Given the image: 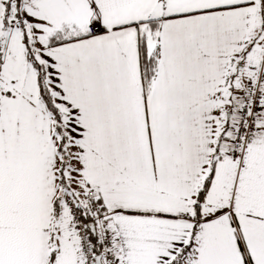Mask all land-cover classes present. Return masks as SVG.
I'll return each mask as SVG.
<instances>
[{"label":"snow or ice","instance_id":"snow-or-ice-1","mask_svg":"<svg viewBox=\"0 0 264 264\" xmlns=\"http://www.w3.org/2000/svg\"><path fill=\"white\" fill-rule=\"evenodd\" d=\"M0 264H264V0H0Z\"/></svg>","mask_w":264,"mask_h":264}]
</instances>
